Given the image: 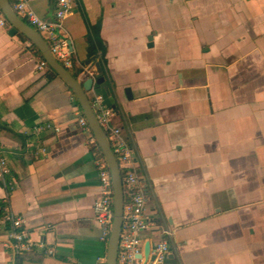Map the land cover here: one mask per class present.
I'll use <instances>...</instances> for the list:
<instances>
[{"label": "crops", "instance_id": "obj_1", "mask_svg": "<svg viewBox=\"0 0 264 264\" xmlns=\"http://www.w3.org/2000/svg\"><path fill=\"white\" fill-rule=\"evenodd\" d=\"M25 2L53 20L55 0ZM71 4L61 32L71 69L102 80L89 98L102 96L131 149L147 198L143 243H167L160 264H264V0ZM9 29L0 27L8 202L52 252L19 260L0 219V264H105L92 210L101 152L72 92Z\"/></svg>", "mask_w": 264, "mask_h": 264}, {"label": "built area", "instance_id": "obj_2", "mask_svg": "<svg viewBox=\"0 0 264 264\" xmlns=\"http://www.w3.org/2000/svg\"><path fill=\"white\" fill-rule=\"evenodd\" d=\"M9 1L12 2L15 14L23 17L28 25L43 38L57 62L65 69H71L74 66L72 53L67 40L61 34L62 22L71 13V0H55L52 21L39 18L29 8L25 0ZM5 25L6 22L0 14V27ZM45 67V62L40 61L38 69L42 70ZM87 74L88 76L91 75L90 72ZM91 104L100 126L108 137L110 149L116 159L121 176L123 208L116 264H141L143 246L141 234L150 227L145 207L147 198L133 168L131 149L121 139L120 130L111 125L112 112L104 105L101 96L94 95ZM78 123L86 132H89L87 123L81 114L78 115ZM46 129H50V127L39 126L34 129V133L38 134ZM55 131L58 130L55 128ZM89 142L96 147L97 144L93 138H90ZM96 168L99 174L100 192L93 202L92 210L94 219L100 227V240L106 243L113 219L111 181L104 160L98 159ZM9 173L7 161L0 151V183L6 191V197L0 201V218L7 226L12 253L14 256H18L35 249L43 250L45 246L33 242L28 237L24 230L23 220L11 210L8 195L13 191L14 186L12 181L8 179ZM46 250V253L51 254L50 249ZM167 250L166 242L159 241L155 244L152 253L155 255L158 264L163 261Z\"/></svg>", "mask_w": 264, "mask_h": 264}, {"label": "water", "instance_id": "obj_3", "mask_svg": "<svg viewBox=\"0 0 264 264\" xmlns=\"http://www.w3.org/2000/svg\"><path fill=\"white\" fill-rule=\"evenodd\" d=\"M0 13L5 22L9 25V36L12 37L17 34L24 36V38L39 51L40 56L47 67L53 71L60 81L72 92L81 110V115L87 123L89 132L103 156L110 176L113 206V219L106 241L105 264H116L123 208L121 176L116 159L111 152L108 137L95 116L94 109L91 104L92 99L89 98V94L94 90V86L102 84V80L96 78L91 71L89 72H91L92 75L86 77L85 79H83L84 76L81 78H74L69 70L65 69L57 62L51 53L50 48L38 32L27 25L17 16V14H15L9 0H0ZM97 95L101 96L99 94ZM154 246L155 245L148 240L143 243L141 264H158L155 255L152 253ZM167 254L168 252L165 253V256Z\"/></svg>", "mask_w": 264, "mask_h": 264}, {"label": "trees", "instance_id": "obj_4", "mask_svg": "<svg viewBox=\"0 0 264 264\" xmlns=\"http://www.w3.org/2000/svg\"><path fill=\"white\" fill-rule=\"evenodd\" d=\"M10 3H11V5H12V2L10 1ZM19 37L21 38V39H23V40H25L26 41V39L24 38V36H22V35H20L19 34ZM29 49L31 50V52H33L37 57H39V59L41 60V61H43L42 60V58H41V56H40V53H39V51L34 47V46H32V45H29ZM73 68V67H72ZM69 72L71 73V75L74 77V78H77L78 77V75H77V73H75V72H73V69H69ZM51 73H53V75H55L54 74V72H51ZM74 100H75V106H77V108H78V103H77V101H76V99H75V97H74ZM100 156L98 157V158H100L101 160H103V156L101 155V154H99ZM1 219V218H0ZM7 227V226H6ZM36 250H39V249H35V250H33V251H30V252H28V253H23V254H20V255H18V256H16L19 260L22 258V256H24V255H29V254H32V253H34L36 256H38V258H43V256L46 254V249H43V250H41V251H43V252H40V250H39V252H36ZM17 264H18V261H17Z\"/></svg>", "mask_w": 264, "mask_h": 264}]
</instances>
